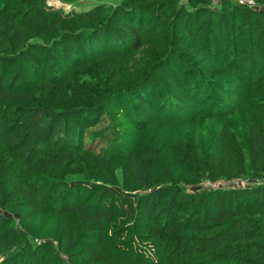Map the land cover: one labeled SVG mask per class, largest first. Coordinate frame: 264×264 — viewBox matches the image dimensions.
<instances>
[{"label":"trees","instance_id":"1","mask_svg":"<svg viewBox=\"0 0 264 264\" xmlns=\"http://www.w3.org/2000/svg\"><path fill=\"white\" fill-rule=\"evenodd\" d=\"M50 1L0 0V264H264V0Z\"/></svg>","mask_w":264,"mask_h":264},{"label":"rangeland","instance_id":"2","mask_svg":"<svg viewBox=\"0 0 264 264\" xmlns=\"http://www.w3.org/2000/svg\"><path fill=\"white\" fill-rule=\"evenodd\" d=\"M50 2L56 4V6H62L65 9H72L73 7H75V6H72V5H68V4L64 3V2H61L60 0H51ZM79 8H81V7L79 6L78 9ZM228 184H231V185L242 184L243 185V184H245V181L234 180V181L228 182Z\"/></svg>","mask_w":264,"mask_h":264},{"label":"built area","instance_id":"3","mask_svg":"<svg viewBox=\"0 0 264 264\" xmlns=\"http://www.w3.org/2000/svg\"><path fill=\"white\" fill-rule=\"evenodd\" d=\"M241 2H247V3H249V4H251V5H255V2H254V0H240ZM202 184L203 185H205V186H207V185H210V186H219V185H224V184H227V182H215V183H212V182H210V181H204V182H202Z\"/></svg>","mask_w":264,"mask_h":264}]
</instances>
